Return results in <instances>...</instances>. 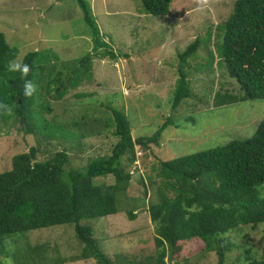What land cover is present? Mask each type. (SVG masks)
<instances>
[{
  "label": "rangeland",
  "instance_id": "rangeland-1",
  "mask_svg": "<svg viewBox=\"0 0 264 264\" xmlns=\"http://www.w3.org/2000/svg\"><path fill=\"white\" fill-rule=\"evenodd\" d=\"M90 2L109 49L117 53L115 58L102 56L107 48H94L90 27L76 0H0V32L18 49L16 59L39 52L42 65L56 64L53 78L59 70L69 73L71 65L86 54L93 57L92 79L70 89L63 98L56 97L55 89L46 91V80L36 83V111L48 121L68 123L69 131L77 135L89 134L75 140L62 135L46 139L44 131L28 130L14 111L1 113L0 171L10 169L13 157L31 146L38 147L42 160L67 148L71 157L68 168H83L90 158L110 154L118 140L113 135L112 107L126 112L134 138L154 134L169 119L158 146H136V161L129 168L130 186L119 195L120 211L86 221L108 254H127L136 263L156 254L155 226L149 213L158 185L154 167L161 160L252 137L264 120V99L216 102L218 95L242 94L237 80L217 62L218 57L209 63L217 25L229 17L235 0H209L203 11L197 9L196 0H171L167 16L146 13L142 0ZM210 34V40L201 42L184 67L190 92L174 108L181 76L179 54L197 37L208 40ZM85 120L87 124L81 126ZM101 180L113 183L115 179L110 175ZM129 210L136 219L129 218ZM225 237L237 243L228 252L227 264L245 260L247 247L258 258L264 252V223L255 228L242 225ZM203 245L202 240L187 241L175 253V262L217 264L216 251L207 252ZM82 247L73 224L53 225L6 238L0 246V264H98L94 258L76 259Z\"/></svg>",
  "mask_w": 264,
  "mask_h": 264
},
{
  "label": "trees",
  "instance_id": "trees-1",
  "mask_svg": "<svg viewBox=\"0 0 264 264\" xmlns=\"http://www.w3.org/2000/svg\"><path fill=\"white\" fill-rule=\"evenodd\" d=\"M76 1L90 27L94 48H107L102 56L117 57L104 39L90 0ZM142 5L144 11L153 16H167L171 11V0H142ZM210 38L211 34L208 40L197 37L179 54L181 76L173 98L174 108L190 92L185 65L201 42ZM214 44L215 48L209 50V63L213 64L218 57L217 62L225 65L242 90L239 96L218 95V105L264 99V0H235L229 17L217 25ZM17 57L18 49L0 32V102L12 106L18 119L31 132L44 131L43 138L86 137L89 133L77 135L69 131L68 123L46 120L41 111H36V94L31 98L22 95L24 81L19 73L6 70V63ZM92 58L91 53L86 54L71 65L69 73L59 70L53 78L52 68L56 64L42 65L39 52L27 53L22 61L32 68L28 79L35 84L46 80V91L51 93L55 89L60 99L70 89L92 79ZM48 106L45 109L49 110ZM112 111L113 135L118 140L110 154L90 158L83 168H68L71 157L67 148L42 160L38 147L31 146L29 151L13 157L10 169L0 171V246L14 234L70 223L83 244L76 259L94 258L98 264H180L175 262V253L182 250L184 243L202 240L204 250L218 254L217 264H227L228 252L237 243L228 241L225 235L242 225L255 228L264 223V120L250 138L161 160L158 167H154L158 185L149 213L155 226L156 254L134 263L135 259L127 254H108L95 238L94 228L86 221L120 211L119 195L130 186L129 168L136 161V146H158L170 120L154 134L134 138L126 112L116 107H112ZM84 124L86 120L80 123ZM110 175L115 179L113 183L101 180ZM128 216L137 217L133 210L128 211ZM252 253V247H247L246 259L232 264H264V252L259 258Z\"/></svg>",
  "mask_w": 264,
  "mask_h": 264
},
{
  "label": "clouds",
  "instance_id": "clouds-1",
  "mask_svg": "<svg viewBox=\"0 0 264 264\" xmlns=\"http://www.w3.org/2000/svg\"><path fill=\"white\" fill-rule=\"evenodd\" d=\"M197 9L203 11L209 4V0H196ZM6 70L10 73H19L20 78L24 81L22 95L25 97H33L37 92V85L28 79L32 68L29 64L24 63L20 59H12L6 63ZM12 106L7 103L0 102V113L11 115Z\"/></svg>",
  "mask_w": 264,
  "mask_h": 264
}]
</instances>
